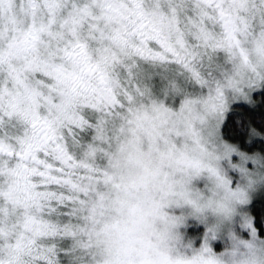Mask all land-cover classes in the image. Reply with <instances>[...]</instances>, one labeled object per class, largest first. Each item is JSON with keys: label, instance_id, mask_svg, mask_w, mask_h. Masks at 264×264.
Here are the masks:
<instances>
[{"label": "snow or ice", "instance_id": "1", "mask_svg": "<svg viewBox=\"0 0 264 264\" xmlns=\"http://www.w3.org/2000/svg\"><path fill=\"white\" fill-rule=\"evenodd\" d=\"M0 264H264V0H0Z\"/></svg>", "mask_w": 264, "mask_h": 264}]
</instances>
